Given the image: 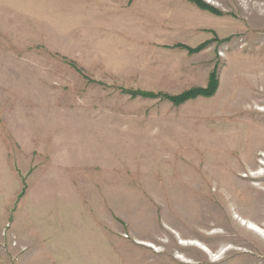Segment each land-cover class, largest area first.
<instances>
[{"label": "rangeland", "instance_id": "rangeland-1", "mask_svg": "<svg viewBox=\"0 0 264 264\" xmlns=\"http://www.w3.org/2000/svg\"><path fill=\"white\" fill-rule=\"evenodd\" d=\"M203 1L0 0V264H264V0Z\"/></svg>", "mask_w": 264, "mask_h": 264}, {"label": "crops", "instance_id": "crops-1", "mask_svg": "<svg viewBox=\"0 0 264 264\" xmlns=\"http://www.w3.org/2000/svg\"><path fill=\"white\" fill-rule=\"evenodd\" d=\"M176 14H178V15H176ZM176 14H175L176 17L174 15L172 16V20L173 19L177 20L176 24L181 25V26H187L189 29L190 28H192V29L194 28L195 32L199 35V37H202V38H204L206 40L207 39L209 40L211 38H214L215 36H218L219 38H223V37L227 36V35H224L225 33L223 35L218 33V30L222 31V30H224V28L228 27L229 21L227 20V18L225 20H222L221 18L219 19L217 16L211 15L209 13L208 14L203 13V12L199 13V11H197V10H194V11H192L190 13L188 8H186V11H183V10H181V12L177 11ZM179 14H182L183 16H181ZM203 33H205V34L202 36ZM216 44L217 43H214V44L212 43V45L208 49H206V50H204L202 52V53H204L203 54L204 56H202V58L206 59L205 61L208 64L209 63L211 64L212 60L216 57V52L214 50V48L216 47L215 46ZM218 44H220V43H218ZM210 69H211L210 66L205 68L206 75L204 76V78L207 77V75L209 74V70ZM219 91H221V88L218 90V94L215 95L217 98L220 95ZM230 91H233L232 96L231 97L229 96L228 100L225 101L226 103L224 102L223 104H228L229 101L234 98V96H235L234 93H236V90L233 89V90H230ZM259 96H256V97L253 96V98L255 97L254 98L255 101H253V102H255L256 104L255 105H250L251 106L250 109L255 110L254 108L257 109V106H259L260 104L264 103V101L262 100L263 96H260V97ZM257 97H259L260 99H257ZM249 100H252V99L248 98V97H245L244 99H242L240 101L242 103H238V104L239 105H242V104L244 105L246 103L252 102V101H249ZM250 109H246L245 112H248V110H250ZM99 155L100 154H98V158H99ZM112 160L113 161L117 160V156L113 155ZM99 161L100 160H97V162H99ZM115 169H116V167L115 168H110L109 171L106 172V175L104 176L105 184H109L110 182L114 183L112 178L114 176ZM65 173H67V172H65ZM60 175L61 176H69V174L65 175L63 173H60ZM52 176H57V175H52ZM45 182H46V180H45ZM50 182H51V184H53V183L55 184L56 180L51 178ZM93 183L94 184L96 183L94 175H93V181L91 180V184H93ZM63 184H64V182L62 183V186H63ZM65 185H66V183H65ZM40 241H42V240H39V242ZM43 241H45V239H43Z\"/></svg>", "mask_w": 264, "mask_h": 264}, {"label": "trees", "instance_id": "trees-1", "mask_svg": "<svg viewBox=\"0 0 264 264\" xmlns=\"http://www.w3.org/2000/svg\"><path fill=\"white\" fill-rule=\"evenodd\" d=\"M189 1L195 3L196 5L200 6L201 8L208 9L214 13L220 14V12L216 8L205 3L203 0H189ZM208 43H210V42H205V43L197 46L196 48H189V50L191 52L200 51L202 48H204V46L208 45ZM181 46H183V45H181ZM183 47H185V46H183ZM216 71H217V66H215L214 69L211 71L208 84L204 88H198V87L197 88H191V89L183 91L177 95H168V94H162V93H159L157 95L169 98L175 105L182 104V103L186 102L187 100L194 99L198 96L211 97V96L215 95V93L218 90L219 79H218ZM147 93H149V92H147Z\"/></svg>", "mask_w": 264, "mask_h": 264}, {"label": "bare ground", "instance_id": "bare-ground-1", "mask_svg": "<svg viewBox=\"0 0 264 264\" xmlns=\"http://www.w3.org/2000/svg\"><path fill=\"white\" fill-rule=\"evenodd\" d=\"M259 109H260V110H264V107H263V106H259Z\"/></svg>", "mask_w": 264, "mask_h": 264}]
</instances>
